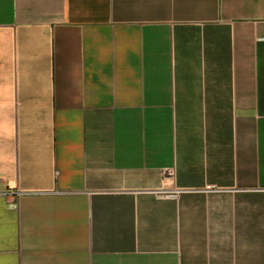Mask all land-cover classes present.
Returning <instances> with one entry per match:
<instances>
[{
	"label": "crops",
	"instance_id": "1",
	"mask_svg": "<svg viewBox=\"0 0 264 264\" xmlns=\"http://www.w3.org/2000/svg\"><path fill=\"white\" fill-rule=\"evenodd\" d=\"M0 264H264V0H0Z\"/></svg>",
	"mask_w": 264,
	"mask_h": 264
},
{
	"label": "built area",
	"instance_id": "2",
	"mask_svg": "<svg viewBox=\"0 0 264 264\" xmlns=\"http://www.w3.org/2000/svg\"><path fill=\"white\" fill-rule=\"evenodd\" d=\"M171 174V171H168ZM177 193H179L178 191H176L175 195H177Z\"/></svg>",
	"mask_w": 264,
	"mask_h": 264
}]
</instances>
